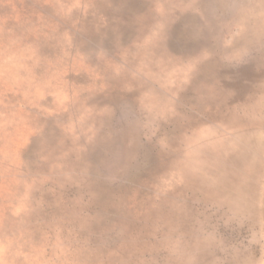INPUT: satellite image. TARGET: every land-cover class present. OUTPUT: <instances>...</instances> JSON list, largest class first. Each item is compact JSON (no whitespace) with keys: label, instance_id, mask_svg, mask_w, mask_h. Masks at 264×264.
Segmentation results:
<instances>
[{"label":"rangeland","instance_id":"374dc122","mask_svg":"<svg viewBox=\"0 0 264 264\" xmlns=\"http://www.w3.org/2000/svg\"><path fill=\"white\" fill-rule=\"evenodd\" d=\"M0 264H264V0H0Z\"/></svg>","mask_w":264,"mask_h":264}]
</instances>
